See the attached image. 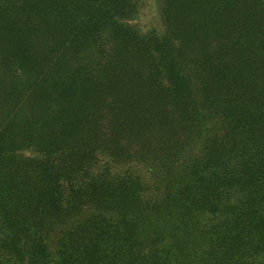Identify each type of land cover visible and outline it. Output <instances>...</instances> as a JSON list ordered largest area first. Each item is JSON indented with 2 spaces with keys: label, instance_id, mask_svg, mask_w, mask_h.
Here are the masks:
<instances>
[{
  "label": "trees",
  "instance_id": "16d2710c",
  "mask_svg": "<svg viewBox=\"0 0 264 264\" xmlns=\"http://www.w3.org/2000/svg\"><path fill=\"white\" fill-rule=\"evenodd\" d=\"M0 0V264H264V0Z\"/></svg>",
  "mask_w": 264,
  "mask_h": 264
},
{
  "label": "rangeland",
  "instance_id": "374dc122",
  "mask_svg": "<svg viewBox=\"0 0 264 264\" xmlns=\"http://www.w3.org/2000/svg\"><path fill=\"white\" fill-rule=\"evenodd\" d=\"M133 2L137 12L129 25L140 33L148 31L162 33L164 28L160 5L155 3L154 0H133Z\"/></svg>",
  "mask_w": 264,
  "mask_h": 264
}]
</instances>
